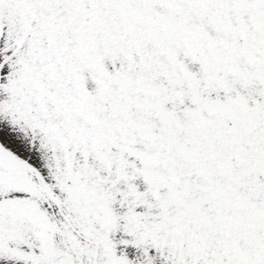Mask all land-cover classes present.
Here are the masks:
<instances>
[{"label": "snow or ice", "instance_id": "obj_1", "mask_svg": "<svg viewBox=\"0 0 264 264\" xmlns=\"http://www.w3.org/2000/svg\"><path fill=\"white\" fill-rule=\"evenodd\" d=\"M0 264H264V0H0Z\"/></svg>", "mask_w": 264, "mask_h": 264}]
</instances>
